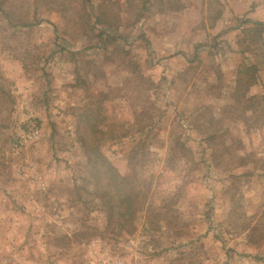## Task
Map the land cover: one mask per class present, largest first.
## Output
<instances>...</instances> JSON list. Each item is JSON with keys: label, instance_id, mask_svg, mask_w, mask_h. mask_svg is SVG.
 Returning a JSON list of instances; mask_svg holds the SVG:
<instances>
[{"label": "rangeland", "instance_id": "rangeland-1", "mask_svg": "<svg viewBox=\"0 0 264 264\" xmlns=\"http://www.w3.org/2000/svg\"><path fill=\"white\" fill-rule=\"evenodd\" d=\"M234 1L0 0V264H264V67L237 44L264 0Z\"/></svg>", "mask_w": 264, "mask_h": 264}, {"label": "trees", "instance_id": "trees-1", "mask_svg": "<svg viewBox=\"0 0 264 264\" xmlns=\"http://www.w3.org/2000/svg\"><path fill=\"white\" fill-rule=\"evenodd\" d=\"M37 10L35 9V12ZM35 14V13H33ZM221 14V11L218 10L216 13V18H218ZM10 23L12 22V18L10 16H6L5 17ZM85 21V27H89L90 22H92V25L94 26L95 24H106L107 23V17L106 14H102L101 16L96 15L94 18V21H88V18L84 19ZM247 24H250L249 26H246ZM18 26H22V27H30L32 25H34V23L31 22H20L17 24ZM92 26V27H93ZM240 26V27H239ZM241 28V32H242V37H240L237 41L238 44V51L241 54H244L245 52H253L256 56V62H251L246 64H243V66L238 69V75H241L243 73H247V84H250L251 80H252V75L254 73H257L258 70L260 69V67H264V23L261 21H251V20H245L244 22L241 23V25H238L237 28ZM98 34H100V36L103 34V30H101ZM246 84H243L240 89H242V87H245ZM252 97H249L247 100H251ZM251 104H249L246 108L247 109H253L255 107V104L252 103L250 101ZM245 108V109H246ZM98 132L96 129H93V133ZM89 147V146H88ZM94 151V155L96 156V159L101 160V163H103L105 166H107V168L109 169V171H111L113 178L120 179L121 176L113 169L111 168V166L108 165L107 161L104 159V157L102 156V153L100 152V150L97 148L93 149ZM85 152L88 154V156L90 155L89 152H87V150H85ZM98 161H94L92 159V161L89 164V175L96 173L98 170Z\"/></svg>", "mask_w": 264, "mask_h": 264}, {"label": "crops", "instance_id": "crops-1", "mask_svg": "<svg viewBox=\"0 0 264 264\" xmlns=\"http://www.w3.org/2000/svg\"><path fill=\"white\" fill-rule=\"evenodd\" d=\"M244 3H245V0H238L237 2H230V5L231 6H235V7H237V9H236V13L239 11V9H240V7H242L243 5H244ZM247 11V10H246ZM229 13V9L228 10H226V12H224V19H226V20H228L227 19V16H226V14H228ZM238 14V13H237ZM252 15V14H251ZM250 14H248V17H252ZM250 19V18H249ZM256 19V21H261V20H259L260 18H255V17H253V21ZM251 20V19H250ZM2 66H4V55H1V53H0V71H1V69L3 68Z\"/></svg>", "mask_w": 264, "mask_h": 264}, {"label": "built area", "instance_id": "built-area-1", "mask_svg": "<svg viewBox=\"0 0 264 264\" xmlns=\"http://www.w3.org/2000/svg\"><path fill=\"white\" fill-rule=\"evenodd\" d=\"M38 134V129L36 126L31 127V129L25 134L24 136V141L26 139H32L35 138V136ZM17 146V145H16Z\"/></svg>", "mask_w": 264, "mask_h": 264}]
</instances>
